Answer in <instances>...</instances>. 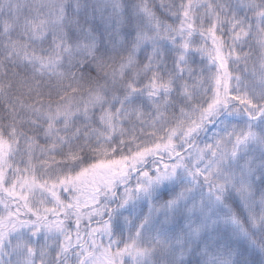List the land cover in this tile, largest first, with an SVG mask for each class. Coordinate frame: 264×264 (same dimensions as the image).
I'll use <instances>...</instances> for the list:
<instances>
[{
  "label": "snow or ice",
  "instance_id": "6c2138e0",
  "mask_svg": "<svg viewBox=\"0 0 264 264\" xmlns=\"http://www.w3.org/2000/svg\"><path fill=\"white\" fill-rule=\"evenodd\" d=\"M0 264H264V0H0Z\"/></svg>",
  "mask_w": 264,
  "mask_h": 264
}]
</instances>
